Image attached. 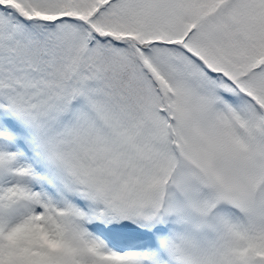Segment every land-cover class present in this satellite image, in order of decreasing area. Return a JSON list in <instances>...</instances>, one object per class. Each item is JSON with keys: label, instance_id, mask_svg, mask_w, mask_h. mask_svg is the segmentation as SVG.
Returning <instances> with one entry per match:
<instances>
[{"label": "snow or ice", "instance_id": "1", "mask_svg": "<svg viewBox=\"0 0 264 264\" xmlns=\"http://www.w3.org/2000/svg\"><path fill=\"white\" fill-rule=\"evenodd\" d=\"M0 264H264V0H0Z\"/></svg>", "mask_w": 264, "mask_h": 264}]
</instances>
